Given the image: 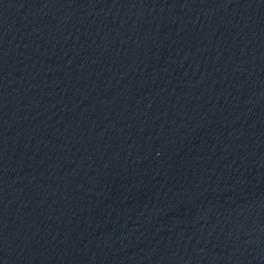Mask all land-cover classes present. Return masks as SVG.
I'll return each mask as SVG.
<instances>
[{
  "label": "water",
  "instance_id": "obj_1",
  "mask_svg": "<svg viewBox=\"0 0 264 264\" xmlns=\"http://www.w3.org/2000/svg\"><path fill=\"white\" fill-rule=\"evenodd\" d=\"M0 264H264V0H0Z\"/></svg>",
  "mask_w": 264,
  "mask_h": 264
}]
</instances>
